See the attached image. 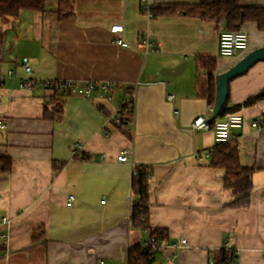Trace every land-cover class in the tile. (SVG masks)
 Returning <instances> with one entry per match:
<instances>
[{
  "label": "crops",
  "instance_id": "1",
  "mask_svg": "<svg viewBox=\"0 0 264 264\" xmlns=\"http://www.w3.org/2000/svg\"><path fill=\"white\" fill-rule=\"evenodd\" d=\"M198 1L74 0L73 16L60 20L56 1L48 0L43 11L0 16V156L11 160L0 173V264H128L131 248L154 235L165 245L154 264H215L223 250L233 251L234 264H264V99L235 112L242 125L225 142L253 169L245 207L228 205L235 196L223 186L224 169L209 165L212 129L190 127L193 117L212 115L217 75L264 46V30L245 22L238 29L247 48L221 56L223 23L171 6ZM239 4L264 7V0ZM156 5L178 11L154 17ZM115 24L123 25L126 47L115 43ZM206 55L215 63L212 105L198 96L205 71L196 59ZM181 62L178 75L160 73ZM48 81L95 89L88 97L70 91L61 117L46 119ZM103 83L109 93L100 96ZM262 88L264 59L229 80L223 105ZM131 96L127 114L119 108ZM115 115L130 120L119 128ZM124 147L131 157L119 162ZM141 165L151 168L148 224L157 234L131 226V178ZM181 238L187 243L172 246Z\"/></svg>",
  "mask_w": 264,
  "mask_h": 264
},
{
  "label": "trees",
  "instance_id": "2",
  "mask_svg": "<svg viewBox=\"0 0 264 264\" xmlns=\"http://www.w3.org/2000/svg\"><path fill=\"white\" fill-rule=\"evenodd\" d=\"M48 0H0V16L16 17L21 10L43 11ZM55 12L60 20L73 16L74 0H55ZM240 0H199L193 4H174L173 7L182 10L184 14L196 16L206 21L215 23L221 22L226 30H236L247 21L256 24L259 30H264V7L240 5ZM171 6L163 7L156 5L150 9L152 16L178 11ZM197 62L204 69L205 75L199 81L198 96L204 99L207 104L212 105L215 102V78L212 76V70L215 66L214 58L211 56H199ZM52 89L48 101L43 105V118L54 119L59 118L63 112V97L70 93V90H64L57 85L47 82ZM264 99V88L259 92L248 96L242 103L227 106L226 104L220 108L219 116L235 113L243 106H248L258 100ZM131 103V102H130ZM130 103H124V111L127 114L131 111ZM128 117H122L118 127L129 122ZM214 119H210L212 126ZM209 165L223 168L224 175L222 183L225 188L231 189L235 198L228 203L230 207L240 208L249 204L250 193L252 190V168L242 166L238 159V150L232 143L216 144L212 149L209 159ZM11 160L7 156H0V173L9 170ZM151 168L141 165L136 166L131 178L132 201L130 208L131 226L137 229H147L150 234H157L159 229L152 228L148 224V190L149 175ZM37 240V239H36ZM133 249L128 256V264H154L158 252H153L154 258H150L149 251L143 252L139 246ZM136 253V254H135ZM219 258L215 264H231L234 259V253L231 250H223L219 253Z\"/></svg>",
  "mask_w": 264,
  "mask_h": 264
},
{
  "label": "built area",
  "instance_id": "3",
  "mask_svg": "<svg viewBox=\"0 0 264 264\" xmlns=\"http://www.w3.org/2000/svg\"><path fill=\"white\" fill-rule=\"evenodd\" d=\"M148 9L149 7H145ZM123 30V25L121 24H115L110 27V31L112 33H116L115 37V43L126 47L128 44L123 40V38L120 36V33ZM247 48V34L242 29H236V30H226L221 29L218 33V54L221 56H232L235 55L237 51H242ZM21 65L25 71V73H29L31 71L30 66V60L28 57H22L21 58ZM11 70L8 71V75L11 74ZM3 76L0 75V82L2 81ZM51 84L57 85L60 88L64 90H70L74 91L75 93L88 97L93 89H95V86L90 84L85 87H79L76 85L75 82L72 81H50ZM27 80L24 79L21 82V86L26 85ZM109 84L103 83L99 86V89L101 90L99 95H108L109 93ZM169 99L172 98V95L168 96ZM132 100V96L128 99L123 100L121 107L119 110H124L123 104L124 103H130ZM116 117L113 118V121L118 124L120 123V116L115 115ZM242 125V116L238 113H232L226 115L224 118L220 119H214V122L211 126L210 124V117L208 116H201L197 115L192 118L190 122V127L192 129H208L211 128L214 136V141L216 144L225 143L228 140L231 139V131L233 129H238ZM3 127V124L0 123V128ZM77 146H80L77 144ZM131 157V150L124 147L120 150L118 155L116 156V160L119 162H126ZM73 199V197L70 195L68 197V201L70 202ZM1 222H7L6 217H2ZM1 238L3 241L7 239L6 234H2ZM160 235H154L150 236L146 241H143L141 244V250L143 252L149 251L150 258H154L153 252H159L162 250V248L165 246L164 243L159 239ZM186 239L181 238L178 242H174L172 246L175 245H184L186 244ZM234 264V263H232Z\"/></svg>",
  "mask_w": 264,
  "mask_h": 264
},
{
  "label": "water",
  "instance_id": "4",
  "mask_svg": "<svg viewBox=\"0 0 264 264\" xmlns=\"http://www.w3.org/2000/svg\"><path fill=\"white\" fill-rule=\"evenodd\" d=\"M264 59V46L255 48L243 55L234 65H232L226 71H223L217 75V99L215 103V108L210 116V119L217 117L221 106L224 104L227 97L228 82L233 77L240 75L247 71V69L252 66L256 61ZM185 62H181L175 67L162 68L160 73L166 76H176L178 75Z\"/></svg>",
  "mask_w": 264,
  "mask_h": 264
},
{
  "label": "rangeland",
  "instance_id": "5",
  "mask_svg": "<svg viewBox=\"0 0 264 264\" xmlns=\"http://www.w3.org/2000/svg\"><path fill=\"white\" fill-rule=\"evenodd\" d=\"M238 53L237 54H239V53H241V51H237ZM3 79V78H2Z\"/></svg>",
  "mask_w": 264,
  "mask_h": 264
}]
</instances>
